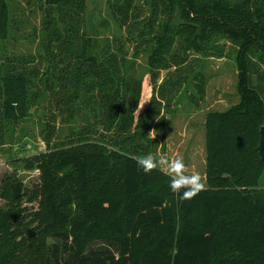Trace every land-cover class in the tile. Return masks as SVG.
<instances>
[{
    "label": "trees",
    "instance_id": "trees-1",
    "mask_svg": "<svg viewBox=\"0 0 264 264\" xmlns=\"http://www.w3.org/2000/svg\"><path fill=\"white\" fill-rule=\"evenodd\" d=\"M43 2L47 17L72 10L63 35L56 33V49L45 46L46 68L23 58L24 65L4 64L0 74V142L7 125L37 101L53 105L41 120L46 150L24 166L39 169L32 191L37 209L27 222L16 208L0 210V264H264V187L258 185L264 157L256 149L264 123V0H152L142 17L134 0H108L119 27H135L140 39L153 41L151 91L141 107L140 85L131 94L121 72L120 44L93 53L91 40L73 26L83 0ZM10 27L8 0H0L1 40ZM191 54L231 58L238 101L207 113V186L184 199L170 191L169 179L150 186L136 155L164 137L162 111L186 81L202 96L198 73L156 81L161 69L187 67ZM91 100L108 135L76 124L84 113L97 117ZM57 119L73 124L65 142L53 143ZM97 241L115 252L91 247Z\"/></svg>",
    "mask_w": 264,
    "mask_h": 264
},
{
    "label": "rangeland",
    "instance_id": "rangeland-1",
    "mask_svg": "<svg viewBox=\"0 0 264 264\" xmlns=\"http://www.w3.org/2000/svg\"><path fill=\"white\" fill-rule=\"evenodd\" d=\"M151 1L134 0V3L142 8L140 17L147 15ZM8 5L11 27L9 35L5 39H0V74L4 72L3 70H7L6 64L22 65L23 58H31L32 61L27 65H36L39 61V69H45L46 61L43 59L46 54L45 46L49 45L51 49H56L59 43L55 40L56 33H60L59 36L63 35L65 26L70 24L68 14L72 10L62 9L57 13L51 12V17H47L48 7L46 8L43 0H8ZM61 15L64 16L62 21ZM78 15L80 21L74 22L73 26L78 29L79 35L83 34L91 40V52L99 54L120 44L124 59L121 72L130 84L131 94L135 91L136 85H140L139 107H141L149 98L151 91L148 61L153 51V41L140 39L138 29L135 27L131 26L129 29L119 27L108 8V0H83V12ZM173 15L179 17L178 11ZM164 16L167 18L166 14ZM76 42L80 47L81 41ZM187 64V67L182 65L177 69L174 66L161 69L156 81L159 83L163 79H175L180 75L192 79V76L198 73L204 79L202 96H198L191 80L186 81L176 92L170 105L162 111L164 137H157V143L150 152L136 156L141 159L146 155L160 152L166 154L170 160L181 156L187 166V173H199L206 187V115L210 111L225 110L238 101L237 71L231 58L200 59L199 55L191 54ZM194 80L196 82L199 78ZM92 104L98 110L97 117L91 115L89 117L88 113H84L77 118L76 124L95 125L99 131L108 135L104 130L105 127L100 123L101 110L94 104V100L88 102V105ZM52 106L46 101H37L26 117L7 125L3 140L0 142V210L16 208L20 210L21 217L25 216L26 222L31 213L37 209L32 191L39 184V169L36 166L26 169L24 166L31 157L46 150V144L42 139L41 120L49 117L53 111ZM58 121L59 119L56 121L57 135L53 136V143L67 141L69 127L73 125L71 122ZM261 126H264V123ZM150 135L155 137L157 132L151 131ZM258 143L259 134L256 146ZM168 179L163 171L153 169L150 171L149 185L156 186ZM15 183H18V197L14 196L11 187ZM258 185L264 187V172L259 177ZM46 241L51 244L53 239L47 238ZM91 247L106 248L110 252H115L112 244L101 241L93 243Z\"/></svg>",
    "mask_w": 264,
    "mask_h": 264
},
{
    "label": "clouds",
    "instance_id": "clouds-1",
    "mask_svg": "<svg viewBox=\"0 0 264 264\" xmlns=\"http://www.w3.org/2000/svg\"><path fill=\"white\" fill-rule=\"evenodd\" d=\"M137 165L145 173L153 169L163 171L169 177L170 191L180 194L184 199H191L204 189L201 175L199 173L188 174L187 166L181 156L170 160L163 152L155 155L150 154L139 159Z\"/></svg>",
    "mask_w": 264,
    "mask_h": 264
},
{
    "label": "water",
    "instance_id": "water-1",
    "mask_svg": "<svg viewBox=\"0 0 264 264\" xmlns=\"http://www.w3.org/2000/svg\"><path fill=\"white\" fill-rule=\"evenodd\" d=\"M258 154L260 155L261 158L264 157L263 152H264V126H261L259 129V143L258 146L256 147ZM18 183H15V185L11 186L14 196L18 197L19 196V192H18Z\"/></svg>",
    "mask_w": 264,
    "mask_h": 264
}]
</instances>
